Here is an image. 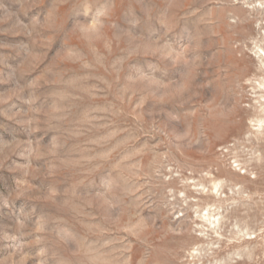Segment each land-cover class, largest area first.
Segmentation results:
<instances>
[{
	"label": "rangeland",
	"instance_id": "rangeland-1",
	"mask_svg": "<svg viewBox=\"0 0 264 264\" xmlns=\"http://www.w3.org/2000/svg\"><path fill=\"white\" fill-rule=\"evenodd\" d=\"M0 264H264V0H0Z\"/></svg>",
	"mask_w": 264,
	"mask_h": 264
}]
</instances>
